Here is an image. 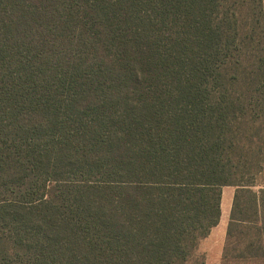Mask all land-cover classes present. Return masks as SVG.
Segmentation results:
<instances>
[{
  "label": "trees",
  "instance_id": "trees-1",
  "mask_svg": "<svg viewBox=\"0 0 264 264\" xmlns=\"http://www.w3.org/2000/svg\"><path fill=\"white\" fill-rule=\"evenodd\" d=\"M264 264V0H0V264Z\"/></svg>",
  "mask_w": 264,
  "mask_h": 264
},
{
  "label": "rangeland",
  "instance_id": "rangeland-1",
  "mask_svg": "<svg viewBox=\"0 0 264 264\" xmlns=\"http://www.w3.org/2000/svg\"><path fill=\"white\" fill-rule=\"evenodd\" d=\"M235 188H223L222 217L219 225L212 229L210 235L201 242L197 252L199 260L205 256L206 264H221L226 244L227 227L230 219Z\"/></svg>",
  "mask_w": 264,
  "mask_h": 264
},
{
  "label": "crops",
  "instance_id": "crops-1",
  "mask_svg": "<svg viewBox=\"0 0 264 264\" xmlns=\"http://www.w3.org/2000/svg\"><path fill=\"white\" fill-rule=\"evenodd\" d=\"M222 222V221H221Z\"/></svg>",
  "mask_w": 264,
  "mask_h": 264
}]
</instances>
